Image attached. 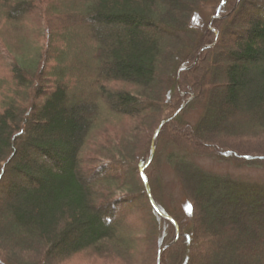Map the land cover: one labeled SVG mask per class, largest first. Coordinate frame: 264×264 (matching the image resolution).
Returning a JSON list of instances; mask_svg holds the SVG:
<instances>
[{"label": "trees", "instance_id": "16d2710c", "mask_svg": "<svg viewBox=\"0 0 264 264\" xmlns=\"http://www.w3.org/2000/svg\"><path fill=\"white\" fill-rule=\"evenodd\" d=\"M32 3L0 0V30H35L34 18L42 23L49 3L31 15ZM54 5V13L84 18L86 24L74 18L63 31L82 28L92 45L73 40L57 62L64 66V57L75 55L86 60L81 63L96 62V68H76L72 79L92 83L73 95L69 76L66 84L43 79L41 47L33 45V37H23L35 46L29 56L26 47L8 51L14 56L0 75V190L8 198L0 214V264H66L82 254L134 264L129 256L136 254L132 237L138 230L123 226L127 220L120 214L138 205L140 222V200L172 230L173 241L178 236L163 252L168 233L153 236L148 264H189L191 245H215L209 232L216 229L222 236L220 227L226 246L256 253L250 264H264V185L205 171L190 160V154L214 156L218 145H236L234 139L264 138V0ZM26 20L33 28L25 27ZM43 27L36 38L45 34ZM221 58L230 63H220ZM193 110L197 118L191 122L186 116ZM239 113L254 119L246 125L238 121ZM233 122L235 127H228ZM25 132L26 140L15 136ZM161 142L181 150L170 153L167 162L183 186L191 224L172 216L159 200L160 175L153 171L152 177L150 170L157 168ZM230 156L225 151L220 157ZM243 158L264 165L257 161L263 157ZM8 174L14 180L1 189ZM140 229L150 232L144 224ZM198 232L204 239L196 238ZM193 254L206 262L201 249ZM209 255L217 264L241 262L237 251L216 249Z\"/></svg>", "mask_w": 264, "mask_h": 264}, {"label": "rangeland", "instance_id": "374dc122", "mask_svg": "<svg viewBox=\"0 0 264 264\" xmlns=\"http://www.w3.org/2000/svg\"><path fill=\"white\" fill-rule=\"evenodd\" d=\"M75 1H79V0H70V2H75ZM33 2L35 3V4L32 3L34 7L32 6L31 9H29L31 15L35 13L36 10L37 11L39 10V12L41 13L42 11L40 9L43 8L44 3L45 2L49 3V6L48 5H46V7L44 6L45 9L42 14L43 15L42 23L44 25L43 28L45 34L42 36V38L41 37L36 38L37 35H40L39 32L41 30L39 29V27L40 25H42V23L40 22L39 18H37V16L36 18H34L35 19L34 23L37 24L35 30L28 29L26 31V29H24L23 26L22 28L17 26H11L9 33L5 32V34L0 30V75H3V71H2L3 67L5 65H8L9 62L12 61V58L14 56L13 52H8L9 50H14L16 52V50L26 47L27 56H29V54L32 53V50L33 48H35V46L27 44L24 39V38H29L30 36L33 37V40H35L33 42V45L41 47L40 48L41 51L37 58L39 61L38 65L40 68H44L45 75L43 79H46L49 82V84L54 83L56 81H60L61 83L66 84L65 82H68L67 76L71 78V74L74 73L76 68L79 66L85 67L86 71L89 69V66H91L93 67L92 72H94L96 68V62L90 61L87 63H81L84 61V59L76 57L75 55L74 56L66 55V57H64V59L66 60V64L64 66L59 65V62H57V57H58L57 55L59 54V52L61 53L66 52L67 49L69 48L68 47L69 45L70 46L74 45L73 40H75L76 44L79 42L82 43L85 42L90 47H92L91 43L88 40L90 34L87 31L82 30V28H77L75 31L71 33H66L65 31H63V28L69 25L68 21L71 22L72 19L75 20L74 18H77L79 22L86 24L84 18L81 19L80 17L74 15L71 12L65 13V15L60 13L58 14L54 13L53 12L54 9H52V7L50 6L52 5L56 6L54 5L55 3H58V5H60L61 3L64 2V0H33ZM42 2L44 3L42 4ZM206 13L208 14V10L206 11ZM213 19L214 18H211V21H213ZM25 23H26L25 27L33 28L32 26H30L27 20ZM37 28L39 30H37ZM37 40H39V42ZM8 53H10L11 55H9ZM62 55L64 56V54ZM220 63L229 64L230 62L224 58H221ZM58 73L63 74L64 78L58 79L56 76ZM225 73L226 70H223L222 77L226 75ZM89 75L90 74L87 75V79L89 78L88 77ZM4 76H6V74H4ZM7 78L8 77L6 76V80ZM0 81L2 82V86H4V82L2 81L1 78ZM84 83L86 84V86L88 85L91 86L92 80L88 79L86 82L85 81L79 82L75 78L73 79L71 78V83L68 86L72 87L73 89L72 93L74 95L76 94V92L78 93L79 91H82L84 89L85 87ZM221 83L225 84L224 81H222ZM0 103H1V98H0ZM39 105H41V103H39ZM194 111L195 110L190 111L187 114L186 119L188 121L193 122L196 120L197 114ZM37 114L38 112L35 113V115ZM238 116H239L238 121L243 122L246 125H248L249 121H252L254 119L253 118L254 116H250L248 114H243V113H239ZM235 124L236 123L233 122L228 127L231 128L235 127ZM19 135L22 138V141L29 138V133L26 132L24 134H19V133L15 134L16 137H19ZM233 141H236L235 143L236 145L234 146H227V147L225 146V148H221L218 145L216 148L217 152L214 151L213 153L215 154L214 156H207V155L199 156L196 154H190V160L196 165H198L201 169H204L205 171L220 176H229L231 178H236L246 183L264 185V165L258 166L256 164H250L249 163L250 160H245L243 158V156H249L251 158L253 157L264 158V138L261 139L254 138L252 140H248V138H246V139H240L239 141L234 139ZM158 147H159V154H158L159 156H158V160H156L157 168L155 170L151 169L150 175L153 177V171H155L156 175H158V173L160 175L161 184L159 190L157 191L160 195L159 200L163 205V207L166 209V211L170 213L172 216L183 219L186 223H190L191 208L185 200V192L183 190V186L181 185L180 181L178 180L172 168L167 162V158L170 153L172 152L181 153V150L175 148L173 144H169L167 142H161L160 144H158ZM18 150L19 149H16V151ZM225 151H231V156L229 158L220 157L221 152L223 153ZM257 161H262L264 164V159ZM45 164L48 165V162H46ZM13 180L14 178H12V175L8 174L4 179V182L2 183L1 189L8 188L10 185L9 183H12ZM203 193L204 192H200L201 195ZM7 203H8V198L6 196V192L4 191L1 192L0 190V214L3 213L1 209L5 208ZM139 204L143 209L141 210L143 216L141 217L140 222L137 221V216L135 215L136 213L135 211L138 209V205L132 207L131 209L123 208L125 210L120 215L124 220H127L123 226H126V228L135 229L136 231L138 230L137 231L138 237L135 236L136 233L132 237V241L137 242L138 245H136L133 248L134 251H136V254L135 253L132 254L131 252V255L129 257L132 258L130 261L134 264H148V262L145 260V257L150 253L148 249V245L150 244L149 241L153 236L155 238L162 239L164 238V235H166L167 232L168 239L166 244H164V247L170 244H171L170 246H172L176 242V240L173 241V233L171 232L172 230L168 231L161 220L157 219V217L154 216V214L151 213V211L146 210V206L143 200H140ZM127 206L129 207L130 205L127 204ZM142 223L148 227V230L150 231L148 234L149 236L146 233H144L143 230L141 231L140 228L143 225ZM222 228L223 227H220L221 230L219 231L222 232V236H225V234H223L225 229ZM209 234L210 236L216 238L215 245L211 244L209 245L208 248L205 249L204 246L208 243L210 244V242H206V241L203 242L205 245L198 243L191 245V247L189 248V252H190L189 264H217L215 262H212L209 257L210 256L209 253L216 249H221L222 251L228 250L230 252L237 251L241 259V262H238L237 264H250L256 262V260L258 259L257 258L258 255L256 253L250 252L247 254H243L241 250L238 249L234 250L235 247L232 244L229 247L226 246V244L224 243V237H222L221 234L219 235L216 229H211ZM141 236L142 238H139ZM196 236H197L196 238H199L200 240L204 239L202 238V234L199 232L197 233ZM248 237H250L249 242L252 243V238H254V235L249 234ZM229 238L230 237H228V239ZM140 240H142V243L140 242ZM163 249L162 252L164 251ZM194 249L195 250L201 249V252L205 255L208 261L206 260V262H202L198 260L195 254H193ZM144 261H146V263H144ZM66 264H131V263L128 261L121 260L119 258H100L95 255L82 254L79 255L78 257L76 256L73 259H70L68 262H66ZM227 264H231V263H227Z\"/></svg>", "mask_w": 264, "mask_h": 264}, {"label": "water", "instance_id": "95a60500", "mask_svg": "<svg viewBox=\"0 0 264 264\" xmlns=\"http://www.w3.org/2000/svg\"><path fill=\"white\" fill-rule=\"evenodd\" d=\"M167 121H169V119H168V120H164V121L160 124V127H159L158 130L156 131V133H155V137H154V138H156V137L158 136L161 127H162ZM151 151H152V155H153L154 152H155L154 145H152V149H151ZM142 170H143V169H142ZM142 170H141V172H142V174H143V171H142ZM142 176H143L144 181H146V177L144 176V174H143ZM147 191H148V193L150 194V189H149L148 186H147ZM177 238H178V236L176 237V240H177ZM170 245H171V244H170ZM170 245L164 247L163 250H165V249H166L167 247H169Z\"/></svg>", "mask_w": 264, "mask_h": 264}]
</instances>
